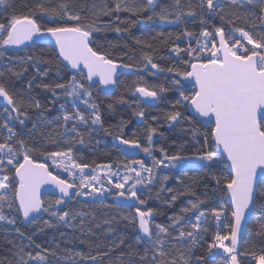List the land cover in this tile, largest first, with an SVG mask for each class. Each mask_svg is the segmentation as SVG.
Returning <instances> with one entry per match:
<instances>
[{
	"label": "snow or ice",
	"instance_id": "1",
	"mask_svg": "<svg viewBox=\"0 0 264 264\" xmlns=\"http://www.w3.org/2000/svg\"><path fill=\"white\" fill-rule=\"evenodd\" d=\"M13 3L14 0H0V10L11 9L6 19L0 21V69L6 67L2 61L9 50H28L38 46V42L45 37H50L54 41L53 55L48 58L27 55L26 61L41 76H47L50 69L45 68L42 72L40 65L55 62L57 75L63 71L70 77L66 82L54 86L47 83L36 85L50 89L55 97L54 102L64 99V103L58 104L62 115L55 119L50 115L51 109H45L49 113L45 116L39 99L31 96L28 101L23 97L18 99L14 89L0 80V98L4 102L0 109V232H15L27 239V247L34 245L40 249L33 253L26 251V246L16 245L15 264H47L45 253L59 256L72 264H77V261L79 264H104V257H109L115 247L108 251H96L95 254L91 250L88 253L73 252L59 246L53 250L45 249L16 225L18 218L34 225L42 214L49 213L58 225L73 227V222L80 217L81 232L84 234V212L70 214L69 211H54L53 208L58 209L74 197L96 202L105 196H114L121 208L134 209V214L125 215L123 219L138 226L142 235L136 238L137 243L145 245L142 253L132 250L129 245L127 253L121 252L117 256L119 264H125V257L129 260L138 258L139 264H217V257L219 264H264V244L258 252L243 247L250 217L258 214L259 219L264 220V7L260 8L258 15L252 10L246 12L249 18L254 17L253 28L257 20L260 22L261 35L254 36L252 32L235 26V19L240 18V11L243 10L240 0H230L227 19L223 14L225 0H197L196 3L188 0L186 4L173 0L171 5H163L161 0H115L112 6L93 4L90 11L94 19L78 10L74 0H34L32 6L25 4L26 10L21 12L15 10ZM121 11L136 16L151 12L140 23L158 19L168 25H179L185 18L200 16L203 25L206 19L220 16L229 25L203 27L198 33V37L203 39L197 38L195 47L191 40L196 34L185 29L183 35L190 41L188 46L181 49L173 45L170 50L176 56L183 52L189 58L183 71L171 66L163 68L151 56L145 55L144 69L141 70L154 69L153 75L168 72L174 77L172 87L178 97L172 102L173 110L166 115L168 127L174 128L185 121L189 125L185 131L190 132L193 138L197 137L199 131L195 127L196 122L209 131L204 133L200 150L192 154H185L181 149L172 153L165 147L157 149L153 141L157 135L155 127L146 129L147 146L138 136L125 138L117 135L114 139L118 148L123 146L138 150L152 158L151 165L144 159L132 158L122 165L123 174L119 170L121 165L115 166L116 171H112L113 165L92 168L80 161L74 150V145L85 144L82 129L87 130L89 137L93 132L108 131L104 128L92 89L101 86V90L107 94L118 83V69L131 67L118 64L95 46V34L111 25V20L101 22V16L111 17ZM116 19L119 20L118 15ZM115 31L127 32L129 29L117 27ZM136 42L143 43L139 39ZM12 59V56H7L9 63H12ZM26 72L27 68H23L14 74L20 76ZM3 75L4 71L0 70V77ZM32 88L33 82L29 80L27 91L30 92ZM164 91L163 87L151 90L144 86L135 87V92L149 106L160 101V93ZM78 102L86 106L85 111L90 110L88 115L81 111ZM120 102L126 103L123 98ZM69 103L72 111L66 107ZM181 107L188 110L191 116L185 117L178 110ZM29 108L35 109L37 115L28 135L41 126L47 128L56 124L58 128H63V132L58 134L60 138H53L49 134L44 144L29 143L22 138V130L27 128L31 119ZM135 115L143 121L145 112L140 110ZM156 119L152 117V120ZM125 126L122 121L121 130ZM159 135L163 137L164 133ZM49 143L52 148L48 147ZM58 144L66 147H56ZM157 150L161 153L159 159L153 155ZM190 161H196L201 168L209 171L223 165L228 173L216 180L217 185L221 186L219 194L226 201H222L220 207L211 209L216 231L211 240L206 241L207 247L201 255H195L191 249L202 246L201 241L209 233V228L205 227L208 213L201 210L205 199L197 197L189 201L190 207L184 206L179 214L169 217L170 224L154 223L155 216L160 213L153 208L142 210L140 207L147 203L144 196L151 195L161 171L178 169L183 172ZM100 168L108 171L97 175ZM88 169L90 172H86ZM61 172L67 178L62 177ZM162 179L166 182L169 175H163ZM177 180L179 182V177ZM45 185L58 191L54 203L42 199L41 188ZM162 192L172 193L170 199L165 201L169 206L182 195H195L190 186L178 192L161 183L156 192L157 199H160ZM99 203L103 204V199H99ZM225 203L226 207L223 206ZM5 209H8L7 214ZM222 221L223 227L227 228L226 234H221ZM43 224L54 226L51 220H44ZM104 224H109V221L105 220ZM108 231H112L111 227ZM259 234L264 235V224H261ZM225 241L229 243L225 244ZM8 243L15 242L9 240ZM246 257H251V260L246 261Z\"/></svg>",
	"mask_w": 264,
	"mask_h": 264
},
{
	"label": "trees",
	"instance_id": "2",
	"mask_svg": "<svg viewBox=\"0 0 264 264\" xmlns=\"http://www.w3.org/2000/svg\"><path fill=\"white\" fill-rule=\"evenodd\" d=\"M78 10H82L84 14L93 18L91 15V9L93 4L100 5L101 3L112 6L115 0H74ZM173 0H161L163 5H171ZM188 0H181L182 4H186ZM197 0H192V3H196ZM230 0H225L224 15L227 19L229 11ZM243 5V10L240 11V18L235 19V26L244 28L252 32L254 36L261 35L259 24L256 21V27L253 28L252 20L246 15L247 10L254 11L259 14L260 8L264 7V0H240ZM28 4L32 6L34 0H14L13 7L17 12L25 11L24 5ZM159 10V9H157ZM11 9L0 10V21H4L10 14ZM119 16V20L116 16ZM151 15V12H145L140 16L133 15L130 12L121 11L119 13L109 16H101L100 21L108 23L111 20L110 27L104 31L95 34V46L104 52L117 63H123L130 65L134 70L132 73H120L119 80L114 90L110 93H102L99 87L92 89L93 99L99 105L102 118L104 121V128L108 131L93 132L91 137L87 134L86 129H82L85 133V144L74 145V150L79 157L80 161L88 163L92 168H96L97 165H113L112 171H116V165H121L120 172L123 174L124 163H127L129 158L121 155L117 147L114 145V137L117 135H123L125 138L140 137L142 143L147 146L146 129L151 126L157 128V135L153 137L154 146L165 147L169 149V152H175L177 149H181L185 154H192L197 152L203 144L204 133L209 131L208 128L201 127L196 122L195 127L198 129L196 138H193L190 132L185 131L189 125L182 121L180 125L174 128L168 127L166 121V115L169 114L172 109V102L178 97V93L172 87L173 74L168 72L159 73L153 75L156 70H141L144 69V57L149 55L153 61L159 64L163 68L169 66L174 67L179 71H183L186 68V61L189 59L183 52L179 56L175 53H171L173 45H178L181 49L186 48L189 44V39L183 35L185 29L196 34L191 40L192 46L195 47L196 39H203L198 37V33L203 27H210L212 25L224 24L228 27L226 19L221 20L220 16L214 19H206L205 24H201V17L197 16L195 19L185 18L179 25H168L162 23L158 19L153 21H145L140 23L145 16ZM137 21V23H132ZM119 27L121 29H129V31L116 32L115 29ZM163 34V35H161ZM179 37V39H177ZM137 39L143 41L138 44ZM150 45V47H149ZM249 47H251L249 45ZM54 49L48 44H38L36 47H31L28 50H9L6 53L5 59L2 61L5 68L0 69L4 71L3 77H0L8 87L14 89L16 97L19 99L23 97L25 101L29 100V96L39 99L42 104L41 111L45 109H51V117L55 119L61 116L58 109L59 103H64L62 98L58 102L55 101V97L50 89H44L43 87H37L36 85H42L44 83L54 86L56 83H64L67 79H70L66 72H61L57 75V64L54 62L52 65L41 64L40 69L43 72L45 68H49L47 76H41L35 72L33 65L26 61L27 55H36L44 58L51 57L54 53ZM12 56V63H9L7 56ZM24 57V60L19 59ZM62 67V66H61ZM23 68H27V72L20 76L15 75V72L20 71ZM150 68V66H149ZM10 69V70H9ZM32 80L33 88L30 92L27 91V82ZM144 86L151 89H159L163 87L164 92L160 93L161 100L155 102L153 106H149L143 102L142 98L136 95L135 87ZM59 92V90H57ZM121 98L126 103H121ZM3 103L0 102V109H2ZM27 107V104L25 105ZM81 111H85L86 106L79 104ZM109 106L111 109L109 110ZM69 111H72L71 104L66 105ZM143 110L145 112L144 120L141 121L136 117L137 111ZM183 113L185 117H190L191 114L185 108L178 109ZM90 111V110H88ZM88 111L85 114L88 115ZM29 115L31 117L27 128L22 130V138L29 143L44 144L47 142L49 134L53 138L59 139V133L63 132V128H58L56 124H52L45 128L33 130L31 135H28L29 129L32 128V123L36 119L37 112L35 109L29 108ZM49 113L45 111V116ZM157 117L156 120H152V117ZM126 125L121 130V122ZM43 125V121L41 122ZM164 133L161 137L159 133ZM43 133V134H42ZM96 141H99L97 144ZM199 141V142H198ZM49 148L53 146L49 143ZM56 147H66L64 144H58ZM207 145H205V150ZM156 158H161V153L157 150L153 153ZM136 159H144L146 163L151 165L152 158L145 156L142 152ZM49 163H51L49 161ZM105 169V168H102ZM54 172L55 169H52ZM90 170V169H89ZM185 173H187L185 175ZM168 174L169 179L164 182L163 175ZM225 166L220 165L208 169L201 168L195 161L193 164H188L184 171L181 172L178 169H164L160 172L158 181L152 190L150 196L145 195L147 200L145 205H140L142 210L147 208H153L160 214L155 216L154 223L170 224L169 217L173 214H179L180 209L184 206H189V201H194L197 197L205 199V203L201 205V210L208 213V223L205 227L209 228V233L205 236V240L201 241V245L194 246L191 251L195 255L204 254L207 247L206 241H210L211 237L215 235V221L211 217V209L214 207H220L221 202L225 201V197L219 194L220 185H217V178H223L227 176ZM61 176L64 178L66 174L61 172ZM179 177V182L177 180ZM163 183L164 187L172 188L175 191H185L186 187H191V191L195 195H182L179 199L169 206L165 203L170 199L172 193L162 192L160 199L156 198V192ZM114 196H105L98 198L96 202L86 199L84 197H74L71 201H68L62 206L54 207L53 210L69 211L71 213L84 212V234L81 232L80 217H77L73 222V227H67L58 225L54 217H50L49 213H44L41 219L36 224H26L22 219H17L16 227H19L26 236L31 235L36 244H40L45 249H56L59 246L60 249H71L73 252L88 253L90 250L92 254L96 251H108L110 248L115 247V250L109 257H104V264H119L117 256L121 252L127 253L129 251V245L132 250L140 251L144 250L145 245L137 243L136 238L140 236L137 225L130 220L123 219L125 215L133 214V208H121L115 201ZM43 199L48 203H54L56 196L46 194ZM99 199H103L104 203L100 204ZM223 206H227L225 203ZM8 213V209H5V214ZM187 215H192L188 213ZM194 218V217H193ZM44 220H51L53 227H47L43 224ZM108 220L109 224H104V221ZM223 223V221H222ZM261 224H264V220H260L257 215L251 217L247 224L248 232L246 233V239L243 241V247L245 250L259 251L260 246L264 244V235L260 233ZM99 225V226H97ZM111 227L112 231L108 229ZM42 229V231L40 230ZM188 230H191L190 228ZM227 228L223 227L222 234H226ZM63 233V235H61ZM12 240L15 243L9 244L8 241ZM121 241H123L121 243ZM229 242L226 241V244ZM16 245L26 246V251H40L36 249L34 245L27 247L28 241L25 238L19 237L15 232H0V264H15L14 253L16 251ZM183 250V249H181ZM174 255L176 253H173ZM47 256V264H72L71 261L60 259L59 256H52L45 253ZM246 261H250L251 257H246ZM217 264H219V257L216 258ZM79 264V261H77ZM125 264H139L138 258H132L129 260L125 257Z\"/></svg>",
	"mask_w": 264,
	"mask_h": 264
},
{
	"label": "water",
	"instance_id": "3",
	"mask_svg": "<svg viewBox=\"0 0 264 264\" xmlns=\"http://www.w3.org/2000/svg\"><path fill=\"white\" fill-rule=\"evenodd\" d=\"M38 44H48V45H51L54 49V41H52V39L50 37H45L43 41H39ZM22 50V49H20ZM55 50V49H54ZM119 64V63H118ZM134 72L133 69L131 68H119L118 69V76L120 73H132ZM99 87V90L102 92V93H106L105 91H102L101 90V86H98ZM115 87L111 88L110 90H108V93L112 92L114 90ZM136 95L140 96L139 93H136ZM189 112V111H188ZM190 113V112H189ZM191 114V113H190ZM114 145L117 147V141L114 140ZM117 149L119 150V152L121 153V155H123L124 157H127L129 159H132V158H137L138 155H139V151L138 150H134V149H127V148H124L123 146H120L119 148L117 147ZM46 194H51L53 196H58L59 193L58 191H56L54 188L50 187V186H43L41 188V195H42V199L43 197L46 195ZM114 201L118 204V202L116 201V199L114 198ZM225 201H226V198H225ZM119 205V204H118ZM133 214H134V209H133ZM43 215V214H42ZM251 219V217H250ZM250 219L248 220L247 224L249 223ZM23 221V220H22ZM24 223L26 224H29L25 221H23ZM247 227V225H246ZM137 229H138V226H137ZM138 232H139V229H138ZM140 235H142L140 232H139Z\"/></svg>",
	"mask_w": 264,
	"mask_h": 264
},
{
	"label": "rangeland",
	"instance_id": "4",
	"mask_svg": "<svg viewBox=\"0 0 264 264\" xmlns=\"http://www.w3.org/2000/svg\"><path fill=\"white\" fill-rule=\"evenodd\" d=\"M0 102L1 103H4L3 101H2V98H0ZM195 161H190L188 164H193ZM108 171V169H102V168H100V169H98L97 170V175H102L103 173H105V172H107ZM86 172H90V170L88 169V170H86ZM226 244V243H225Z\"/></svg>",
	"mask_w": 264,
	"mask_h": 264
}]
</instances>
